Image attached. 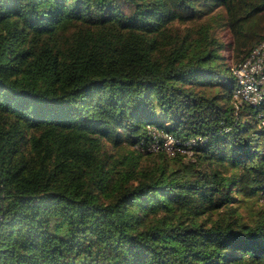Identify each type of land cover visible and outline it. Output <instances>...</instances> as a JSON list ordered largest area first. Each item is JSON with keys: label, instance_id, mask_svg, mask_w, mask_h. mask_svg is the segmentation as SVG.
I'll list each match as a JSON object with an SVG mask.
<instances>
[{"label": "trees", "instance_id": "16d2710c", "mask_svg": "<svg viewBox=\"0 0 264 264\" xmlns=\"http://www.w3.org/2000/svg\"><path fill=\"white\" fill-rule=\"evenodd\" d=\"M263 45L264 0H0V264H264Z\"/></svg>", "mask_w": 264, "mask_h": 264}, {"label": "bare ground", "instance_id": "6f19581e", "mask_svg": "<svg viewBox=\"0 0 264 264\" xmlns=\"http://www.w3.org/2000/svg\"><path fill=\"white\" fill-rule=\"evenodd\" d=\"M259 50L260 49H256L254 54L246 62L242 63L237 68H245L248 64H250L251 58H253L254 56H257V53ZM260 72H264V63L260 65ZM237 85L238 86L233 93L234 98H237L241 101L250 102V103H258L262 101V98L264 95V74L256 75V78H255V73L244 72L243 73V83L238 82ZM168 145H169V150H172L171 148L173 146L172 142L171 144H168Z\"/></svg>", "mask_w": 264, "mask_h": 264}, {"label": "built area", "instance_id": "2783aa9c", "mask_svg": "<svg viewBox=\"0 0 264 264\" xmlns=\"http://www.w3.org/2000/svg\"><path fill=\"white\" fill-rule=\"evenodd\" d=\"M264 47L261 46V49L258 51L257 56H254L250 60V64H248L245 68H233L234 73L237 78V82L243 83V73L244 72H253L255 73V78L256 75H263L264 72H260V65L264 63V52L262 51V48ZM237 95V94H235ZM165 139H168V137L165 136ZM152 149L156 148L155 145H152ZM175 148V147H171Z\"/></svg>", "mask_w": 264, "mask_h": 264}, {"label": "rangeland", "instance_id": "374dc122", "mask_svg": "<svg viewBox=\"0 0 264 264\" xmlns=\"http://www.w3.org/2000/svg\"><path fill=\"white\" fill-rule=\"evenodd\" d=\"M217 38L219 40H221L222 42H224L226 44V46H228L225 51L222 52L223 56L226 58V62L227 64L230 66H232V62H233V57H232V52L230 50V47H229V44L231 43V37L229 35V33L225 30V29H220L218 30L217 34H216ZM260 48V47H259ZM234 73V72H233ZM235 75V74H234ZM172 140L169 138L168 140V144H171ZM165 144V149L167 152L169 153H172V150H169V145L168 144ZM173 147V146H172ZM155 149V148H154ZM153 150V149H152ZM258 207V204L257 205H254L253 208H257ZM242 212L244 214H247V212H245L244 210H242Z\"/></svg>", "mask_w": 264, "mask_h": 264}]
</instances>
